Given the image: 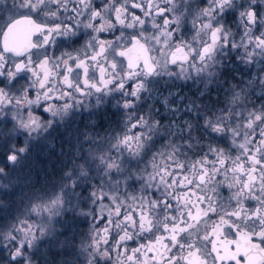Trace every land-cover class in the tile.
<instances>
[{"label":"snow or ice","instance_id":"6c2138e0","mask_svg":"<svg viewBox=\"0 0 264 264\" xmlns=\"http://www.w3.org/2000/svg\"><path fill=\"white\" fill-rule=\"evenodd\" d=\"M0 264H264V0H0Z\"/></svg>","mask_w":264,"mask_h":264},{"label":"flooded vegetation","instance_id":"af4514ba","mask_svg":"<svg viewBox=\"0 0 264 264\" xmlns=\"http://www.w3.org/2000/svg\"><path fill=\"white\" fill-rule=\"evenodd\" d=\"M57 150H58V144H57V148L54 149V150H52L53 158L55 156V151H57ZM36 159L37 160H40L41 163H46V161L43 158H41V157H36ZM81 229L84 230V231H86L87 230V224L86 223L85 224H82L81 225Z\"/></svg>","mask_w":264,"mask_h":264}]
</instances>
